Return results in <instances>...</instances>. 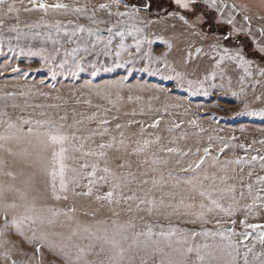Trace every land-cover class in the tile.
I'll list each match as a JSON object with an SVG mask.
<instances>
[{"label":"rangeland","instance_id":"374dc122","mask_svg":"<svg viewBox=\"0 0 264 264\" xmlns=\"http://www.w3.org/2000/svg\"><path fill=\"white\" fill-rule=\"evenodd\" d=\"M36 2L63 3L68 8L47 13L38 9L24 11ZM33 3L4 0L0 4L4 19L0 25V135L17 128L25 133L29 127L43 131L44 127L35 123L38 120L64 125L63 130L76 137L68 146L67 178L71 180L72 169H76L78 180L69 184L67 200H55L49 178L33 164L35 143L23 138L0 141V184L16 189L5 193L8 202L20 203V193L27 190L29 200L34 199L38 207L60 211L53 225L35 227L59 233L50 238L56 243H69L73 250L76 244L93 243L95 248L86 257L90 264H107L108 246L100 253L101 241L97 239L104 236L105 229L111 232L123 227L132 237L146 231L149 225L154 232L175 229L177 236L186 237L189 245L212 246L207 250L212 253L211 257L206 255L207 264H244L248 249H252L248 264H264V243L259 239L262 230L245 229L240 223L246 218L248 223L264 224V183L259 180L264 176V161L260 159L264 156V76L260 74L264 70V33L260 31L264 29V0H217L219 10L211 0H195L188 9L175 0H161L152 9L147 0ZM9 4L20 9L18 19L16 13L3 15ZM103 4L110 6L111 14L109 9L100 7ZM132 7L141 9L137 16L115 15L118 10ZM76 8L82 11H74ZM181 15L189 25L179 19ZM244 16L250 21H245ZM229 19H233L232 24L227 22ZM192 24L195 27H190ZM119 31L135 33L123 37L124 48L118 47ZM109 37L112 43L106 46ZM136 40L141 41L139 51ZM197 48L201 49L199 53ZM237 55L248 62L251 75L238 59H228ZM221 56L224 59L217 65ZM65 116L67 119L61 120ZM102 120L108 123L102 125ZM9 123L16 128L9 129ZM104 128L108 132L100 135ZM113 138V147L104 149L105 158L86 159L90 165L99 160V168L105 166L106 159L117 179L98 170L93 195H73V189L87 191V173L91 171L90 167L80 168L85 158L75 149L83 144L85 152L100 151L98 145L111 143ZM145 140L150 141L149 145L142 152L135 151ZM224 144L229 147L221 153L219 149ZM169 148L177 151L168 152ZM205 148L210 149L207 156ZM43 155L50 161V153ZM201 158L204 164L197 172L182 171ZM153 160L159 163L153 164ZM8 171L15 174V179L4 174ZM102 175L107 176V182L98 179ZM193 177L199 182L198 188L202 185L205 196L184 183ZM113 183L120 184L114 200L133 194L136 199H121L119 204L95 199L111 190ZM57 188L59 191V179ZM140 200L146 201L140 204L143 210L137 208ZM212 200L222 207L216 208ZM201 203L206 205L203 218L199 216ZM230 205L232 215L222 210ZM149 207L154 208L151 214ZM209 207L211 211H207ZM70 208L76 211L70 213ZM232 220L236 221L234 226ZM229 225L231 229L227 228ZM246 231L251 236L241 244L244 237L240 233ZM193 232L200 235L193 238ZM6 239L15 242L14 246L10 243L5 247L12 249L18 264H68L46 245L41 248L42 255L33 258L35 247L14 229ZM230 241L235 247L229 245ZM129 244L132 248L124 264H161L170 256L176 258L170 248L163 252L146 250L131 239L124 247ZM2 252L0 248V264H8ZM128 255L134 259L129 261ZM186 260L187 264H200L195 252Z\"/></svg>","mask_w":264,"mask_h":264},{"label":"snow or ice","instance_id":"6c2138e0","mask_svg":"<svg viewBox=\"0 0 264 264\" xmlns=\"http://www.w3.org/2000/svg\"><path fill=\"white\" fill-rule=\"evenodd\" d=\"M4 0H0V4H2ZM30 3H33V0H29ZM190 2L194 3L195 0H175V3L179 5L180 7L184 9L189 8ZM207 3L208 0H205ZM211 4L213 7H216L219 10V6L217 5V0H211ZM103 9H109L110 12V6L108 4L100 5ZM118 7V5H117ZM225 7H228V5H225ZM234 9V5L232 6ZM68 6L63 3H53V4H47L44 2H36L33 3L32 8H25V12L33 11V10H40L45 13H47L49 10L51 11H57L60 9H67ZM140 8L132 7L130 10L126 11H117L115 15L119 17H134L137 16L140 12ZM19 11L20 9L14 7V5L9 4L7 8V12H5L3 15L7 16L11 13H16V18H19ZM76 12L82 11L80 8L74 9ZM111 14V12H110ZM181 21H183L184 24L189 25V21L185 18V16L181 15L179 17ZM245 21H250V17L244 16L243 18ZM197 20H200V17H197ZM229 24L233 23V19H229L227 21ZM4 19L2 16H0V25H3ZM57 26H59L60 22L57 21ZM190 27H195V24L190 25ZM16 26L13 25V30H15ZM250 29V25H249ZM83 31V27L80 29ZM136 32H139L140 29H136ZM262 33H264V29H260ZM89 32H91V29H89ZM109 33H112V28L108 29ZM128 35H135V33H125L124 31H119L116 33L117 36L121 37L119 48H124V40L123 37ZM98 40H102V37H97ZM112 43L111 37H109L105 44L110 45ZM140 40H136L135 47L136 50H140ZM94 47V45H93ZM201 49L197 48L196 52L199 53ZM261 51H264V49H261ZM76 52V49H73V53ZM225 52L227 50L225 49ZM117 56L120 55L119 52L116 53ZM131 55V53H129ZM191 55V53H189ZM224 59L223 56L220 57L219 60H217V65L220 64V62ZM228 59H238L241 62V65L244 66V70L247 74L251 75V72H249L247 64L248 62L244 60L242 56H229ZM18 69H13V71H17ZM262 76H264V70H261L260 73ZM93 75H95V72H93ZM11 95V94H10ZM131 99V97H129ZM67 117H61V120H66ZM24 123H32L31 121H24ZM37 126H43L44 130H34L32 127H29L27 129V132H23L20 129H16L15 132H9L8 135H0V141H8V140H19L21 138L26 139L29 143H35V146L37 148L36 151V158L33 161V164L35 167L38 168V170L44 172V174L49 178V186L51 195L55 200H67L69 197L67 195L69 191V184H76L78 177L75 175L76 169H72L73 177L71 180L67 178V172H68V164L66 161L69 159L68 156V146L70 140L76 139L75 134L70 136L68 133H66L64 129V125H57L52 121H45V120H38L35 121ZM79 123V122H77ZM102 125H106L108 123L107 120L100 121ZM156 124L159 123L157 120L155 122ZM155 126V125H154ZM116 127L119 129L121 128L120 124H117ZM9 129L16 128V125H13L11 123L8 124ZM108 132L107 128H104L103 132L100 133V135H104ZM95 135V133H93ZM81 139H85L81 137ZM115 143V138H113V142L111 143H101L98 145V148L100 151H83L84 145L81 144L78 149H75L76 151L82 152V158H85V162L80 165L81 169H88L91 168V171L87 173L88 177V183L85 185L87 188V191L85 192H75L73 189V195L76 196H86L90 197L93 195V185L97 182V171H102L105 174L112 175L113 180L115 181L117 178L114 173H111V170L109 167H107V160H104L105 166L103 168H99V160H96V162H93L91 165L87 162V157H98V158H105L106 152L104 149H110L113 147ZM124 141L121 139L120 144L123 145ZM150 141H143V145L141 147H138L135 149L137 152H142L144 148H146L149 145ZM2 146V145H0ZM74 147V146H73ZM228 144H224L222 148L219 149V151L222 153L226 148H228ZM209 148L204 149V156H207L209 154ZM10 151V150H9ZM168 152H175L177 149L169 148L167 149ZM197 152H199V149H197ZM44 153H50L51 159L50 161L47 159L46 156H44ZM239 159V158H238ZM253 160L256 159V157H252ZM262 161H264V156L260 157ZM2 163V161H0ZM159 163L158 161L153 160V164ZM204 164V159L201 158L194 166L188 165L187 168L182 169L184 172H197L201 166ZM124 165H121L123 167ZM8 177H12L15 179V174L12 171H8L4 173ZM33 176L35 173L32 174ZM57 179H59V191L57 188ZM101 181L107 182V176L102 175L98 178ZM204 179H208L207 174H205ZM214 179V177H213ZM260 182L264 183V176L259 177ZM28 183V182H26ZM144 183H147V181H144ZM184 183L191 185L192 190L195 192L199 190V194L201 196H205L206 193L202 190V185H200V188H198V181L195 179V177L186 179ZM119 183H113L111 190L106 192L103 195H96L95 199L98 201H107L109 204L117 203L119 204L121 202V199L126 201H133L136 199V196L130 195L127 197L121 196L118 199L114 198V192L116 188H119ZM249 187V192H251V185ZM7 191H16V189L13 188L12 185H2L0 184V220L3 221V223H0V248H3L2 255L4 256V259L8 264H18L17 260L12 257V249L5 247L8 244L15 245L14 241H10L6 239V236L8 233L14 229L15 233L18 234L20 237H22L26 242L29 244H32L35 247V252L33 253V258H35L36 255H42L41 254V248L45 245L49 248L50 251H54L57 255L63 256L64 260L68 262V264H90V262L87 260V254L92 251V249L95 248V245L93 243H89L86 246H81L79 244H76L74 246H71L69 243L64 242L63 240L60 243L54 242L50 237L51 235H60L59 233H49L45 231L42 227L37 228L35 225H53L55 223V218L61 215V212L58 210H55L53 208H43L38 207L37 203L34 199L29 200L28 198V192L27 190L20 193V203H17L15 200L12 202H8L5 193ZM228 191H234L233 188H229ZM59 193H64L63 195ZM241 195H243L241 193ZM257 199H260V197H257ZM145 200H140V203L137 204V208L140 209V204H145ZM147 203L155 204V201H147ZM163 201L161 200V204ZM212 205H214L216 208H221L222 206L215 200L211 201ZM191 207V205H189ZM200 208L202 211L199 213V216L203 218L204 216V209L206 208V205L204 203L200 204ZM22 209V210H20ZM20 210V211H18ZM131 210V209H129ZM143 210V209H140ZM154 208L149 207L147 208V211L149 214L153 212ZM212 209L209 207L207 208V211H211ZM226 211L229 215H232V206L230 205L228 209H222ZM76 210L75 208L68 209V212L74 213ZM71 217H69L70 219ZM115 223V221H113ZM219 224L220 221H217ZM240 223L243 225L245 229H261L260 234V241L261 243H264V224H252L248 223L247 219L241 220ZM231 224L234 226L236 224L235 220L231 221ZM131 226V225H130ZM87 231V229H85ZM30 233V234H29ZM76 233H73L75 235ZM207 234V233H205ZM197 235H200V233H191V236L195 238ZM244 237V240L240 241L241 244H243L245 241L248 240V238L251 236V232H242L240 233ZM140 237H144L142 241L139 239ZM173 238H175V243H173ZM70 239V238H69ZM98 240L101 241V247H100V253L105 252V246L107 247V264H124L126 254L130 252V249L132 248V244H129L127 248L124 247V243L126 241H129L130 239L134 244L137 246H142L144 249H155L157 251L163 252L164 248H170L172 249V252L176 258H172L171 256L168 258L167 261H162L161 264H187L186 257L195 252L197 260L200 262V264H207L206 262V255L208 257L212 256L211 251L209 250L212 246L205 243L203 245H189L188 240L186 237H179L177 236L176 230L171 229L170 231H159L154 232L151 225H149L144 232H138L134 233L132 237H129L127 234L126 228H116L113 229L111 232H109L108 229L104 230V236L103 237H97ZM229 245L232 247H235V245L231 244V241L229 242ZM252 249H248L244 253V264H248V253L251 252ZM99 255V253H97ZM27 255V253H25ZM228 255H232L231 252L228 253ZM261 255H264L262 253ZM128 260L131 261L134 259L133 256L128 255ZM23 264V262H21ZM30 264V262H28ZM98 264H105V261H99Z\"/></svg>","mask_w":264,"mask_h":264},{"label":"trees","instance_id":"16d2710c","mask_svg":"<svg viewBox=\"0 0 264 264\" xmlns=\"http://www.w3.org/2000/svg\"><path fill=\"white\" fill-rule=\"evenodd\" d=\"M156 2H161V0H147L148 8L152 9V6H153L154 3H156Z\"/></svg>","mask_w":264,"mask_h":264},{"label":"water","instance_id":"95a60500","mask_svg":"<svg viewBox=\"0 0 264 264\" xmlns=\"http://www.w3.org/2000/svg\"><path fill=\"white\" fill-rule=\"evenodd\" d=\"M215 153H216L217 155H219V154H220V152H219V151H216ZM227 228H228V229H231V228H232V226H231V225H229Z\"/></svg>","mask_w":264,"mask_h":264}]
</instances>
